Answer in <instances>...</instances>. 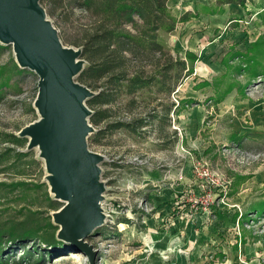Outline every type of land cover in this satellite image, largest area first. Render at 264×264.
<instances>
[{
	"label": "rangeland",
	"instance_id": "1",
	"mask_svg": "<svg viewBox=\"0 0 264 264\" xmlns=\"http://www.w3.org/2000/svg\"><path fill=\"white\" fill-rule=\"evenodd\" d=\"M244 7L170 0L175 30L158 37L173 58L193 59V73H182L168 96L155 88L136 93L133 114L124 108L129 97L111 108L112 122L130 121L181 101L179 111L171 107L163 137L155 123L134 133L106 131L89 145L105 157V221L85 239L97 251L95 264H264V216L251 209L264 202V75L248 84L244 71L253 56L248 49L264 37V0ZM185 13L192 16L180 22ZM46 18L73 39L74 16L65 24L58 15ZM0 46V154L8 148L21 154L10 153L0 164V224L37 212L54 225L48 210L54 196L39 149L27 152L5 139L39 119L33 108L38 76L27 69L16 75L12 46ZM28 241L0 255V264H89L56 236L54 245Z\"/></svg>",
	"mask_w": 264,
	"mask_h": 264
},
{
	"label": "trees",
	"instance_id": "2",
	"mask_svg": "<svg viewBox=\"0 0 264 264\" xmlns=\"http://www.w3.org/2000/svg\"><path fill=\"white\" fill-rule=\"evenodd\" d=\"M247 1L249 0H218V3L245 8ZM169 2L170 0H42L41 5L46 15H58L60 23L65 24L73 16L76 19L73 39L66 38L64 29L63 32L59 31V38L81 49L85 65L76 79L92 92H97L86 101V106L93 110L89 124L96 129L87 139L89 145L99 143L106 131L123 128L134 133L155 123L161 125V136L164 134L163 124H169L171 107L179 111L181 101L171 107H164L162 112L148 108L143 118L114 122L110 120L111 108L121 96L129 97L124 108L133 114L134 107L138 104L134 97L136 93L155 88L157 94L168 96L177 87L182 73L186 77L193 73V59L187 64L179 57L173 58L158 37L161 30L166 33L175 30L176 20L168 9ZM191 16V13H185L179 20L186 22ZM3 47L0 46V51ZM248 50V55L253 56L245 62L247 67L244 71L249 79L248 84H252L257 76L264 75V67L259 61L264 59V37L258 38ZM12 70L16 75L26 72L15 63ZM228 89H231V85L226 87L225 95L229 92ZM224 96L213 100L214 103L218 104ZM5 139L16 146L27 145L26 139L15 135L5 136ZM10 153L18 154L14 148H8L0 154V164ZM48 201L49 211H57L63 206L56 200L49 198ZM251 209L264 216V202L257 203ZM35 214L37 212L23 215L21 221L0 224V255L8 252L9 248L15 250L24 247L26 240L30 243L38 240L45 245H54L59 229L49 221L50 216L44 222L41 218L37 219ZM24 252L28 253V250L25 249Z\"/></svg>",
	"mask_w": 264,
	"mask_h": 264
},
{
	"label": "water",
	"instance_id": "3",
	"mask_svg": "<svg viewBox=\"0 0 264 264\" xmlns=\"http://www.w3.org/2000/svg\"><path fill=\"white\" fill-rule=\"evenodd\" d=\"M41 2L0 0V44L12 46L18 68L38 76L33 108L39 119L16 137L27 139V152L39 149L53 198L63 203L52 213L57 239L95 264L97 251L85 239L105 221L100 206L105 157L90 150L87 141L95 128L86 101L94 92L76 80L84 67L81 49L62 44Z\"/></svg>",
	"mask_w": 264,
	"mask_h": 264
},
{
	"label": "built area",
	"instance_id": "4",
	"mask_svg": "<svg viewBox=\"0 0 264 264\" xmlns=\"http://www.w3.org/2000/svg\"><path fill=\"white\" fill-rule=\"evenodd\" d=\"M174 102H175L176 104H178L179 101H178V100H175Z\"/></svg>",
	"mask_w": 264,
	"mask_h": 264
},
{
	"label": "crops",
	"instance_id": "5",
	"mask_svg": "<svg viewBox=\"0 0 264 264\" xmlns=\"http://www.w3.org/2000/svg\"><path fill=\"white\" fill-rule=\"evenodd\" d=\"M172 1V0H171ZM170 3V2H169ZM232 6H234V5H232ZM232 6H230V7H232ZM229 7V6H228ZM245 107V106H244Z\"/></svg>",
	"mask_w": 264,
	"mask_h": 264
}]
</instances>
